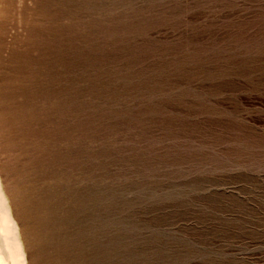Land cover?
Segmentation results:
<instances>
[{
	"label": "rangeland",
	"instance_id": "1",
	"mask_svg": "<svg viewBox=\"0 0 264 264\" xmlns=\"http://www.w3.org/2000/svg\"><path fill=\"white\" fill-rule=\"evenodd\" d=\"M0 177L27 264H264V0H0Z\"/></svg>",
	"mask_w": 264,
	"mask_h": 264
},
{
	"label": "bare ground",
	"instance_id": "2",
	"mask_svg": "<svg viewBox=\"0 0 264 264\" xmlns=\"http://www.w3.org/2000/svg\"><path fill=\"white\" fill-rule=\"evenodd\" d=\"M52 241V240H51ZM0 264H27L26 252L0 177Z\"/></svg>",
	"mask_w": 264,
	"mask_h": 264
}]
</instances>
